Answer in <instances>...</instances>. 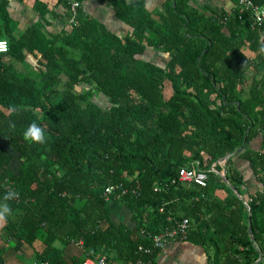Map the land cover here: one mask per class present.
<instances>
[{"label":"trees","instance_id":"trees-1","mask_svg":"<svg viewBox=\"0 0 264 264\" xmlns=\"http://www.w3.org/2000/svg\"><path fill=\"white\" fill-rule=\"evenodd\" d=\"M8 2L0 0L8 42L0 53V214L7 232L42 242L38 264H161L154 237L184 219L186 237L176 240L200 247L205 264L264 256V198L240 199L229 186L240 192L242 183L231 155L248 159L258 177L264 171V153L245 149L264 131V23L237 4L208 14L166 0L155 15L143 0H108L128 33L83 17L81 7L71 22L66 2L70 30L48 33L38 21L19 32L8 28ZM190 166L206 171L205 186L178 180ZM110 185L127 189L119 202L134 227L112 217L103 194ZM69 246L76 254L67 258Z\"/></svg>","mask_w":264,"mask_h":264},{"label":"crops","instance_id":"crops-1","mask_svg":"<svg viewBox=\"0 0 264 264\" xmlns=\"http://www.w3.org/2000/svg\"><path fill=\"white\" fill-rule=\"evenodd\" d=\"M136 1L139 0H125L128 4ZM143 1L153 14L161 12L166 2V0ZM35 2L46 5L48 13L42 17L39 13L40 7L36 6ZM64 3L65 0H9L7 13L16 22V29L19 32L26 30L35 22L43 21L48 33H58L62 30L71 29ZM188 3L199 10H206L209 12L208 14L212 12L220 14L224 11L230 14L236 7L234 0H189ZM80 9L83 17L98 21L111 32L125 34L130 30V27L117 17L113 4L109 3L108 0H83ZM3 25L4 21L0 18V27ZM244 51L253 56L248 48H245ZM153 57L156 60L159 56L157 57L154 54ZM4 60L6 63L13 65L14 68L25 70L24 64L11 56H6ZM26 63L35 68V55L28 54ZM247 78L250 80V76ZM256 82H258V79H256ZM262 129L264 130V127ZM245 149L264 153V131L253 137L246 144ZM226 162H219L223 171H225ZM231 165L238 171L242 179L239 186L241 197L247 200L254 197L264 198L262 194L264 171L262 172V178L258 177L253 171L249 160L240 154L231 155ZM108 202L114 219L121 220L130 228L135 226L134 222L131 221L129 211L122 206L119 200L109 199ZM13 233L11 231L7 232V223L0 214V264H38L36 254L43 250L42 242L36 240L33 245H29L15 237ZM72 252H76L73 251L72 246L66 247L65 255L67 258L71 256ZM158 260L161 264H205L206 258L200 247L184 242V240H173L163 247Z\"/></svg>","mask_w":264,"mask_h":264},{"label":"built area","instance_id":"built-area-1","mask_svg":"<svg viewBox=\"0 0 264 264\" xmlns=\"http://www.w3.org/2000/svg\"><path fill=\"white\" fill-rule=\"evenodd\" d=\"M66 5L68 7V11L71 15V22L75 19L79 8L81 7V3L78 0H65ZM237 6L240 5L243 9H248L252 12L254 20L261 24L264 23V7L258 6L251 0H237ZM8 51V42L5 39H0V53H5ZM206 171L199 170L194 166L189 167H181L178 170V180L190 183L194 182L198 185L205 186L206 185ZM115 186H108L104 190V196L107 200L113 198L119 200L122 195L127 192V189H123L120 192H116ZM188 225V220L184 219L177 228H173L169 231H165L164 233L158 234L154 237L155 245L157 247L163 248L170 241L176 240L178 236H181V239L186 237V229ZM83 264H108L105 258H99L94 260L92 258H87ZM151 264V263H146ZM254 264H264V256L260 253L258 259L254 262Z\"/></svg>","mask_w":264,"mask_h":264},{"label":"rangeland","instance_id":"rangeland-1","mask_svg":"<svg viewBox=\"0 0 264 264\" xmlns=\"http://www.w3.org/2000/svg\"><path fill=\"white\" fill-rule=\"evenodd\" d=\"M236 4L237 3H235V6H236ZM14 26L16 27V25H14V21L10 24V26L8 27L9 29L11 28V27H13L14 28ZM1 29H2V32L4 33L5 32V30L7 29V28H4V27H1ZM156 63H159V64H162L163 63V61H162V59H160L159 58V60L158 59H156V60H154ZM25 69V68H24ZM164 94H165V97H168L170 94H171V88H170V83L169 82H166L165 83V88H164ZM98 102L100 103V104H106V101H105V99H101V98H99L98 97ZM0 110H3L1 107H0ZM78 250H79V248L78 247H76ZM73 251H76L75 249H73Z\"/></svg>","mask_w":264,"mask_h":264},{"label":"water","instance_id":"water-1","mask_svg":"<svg viewBox=\"0 0 264 264\" xmlns=\"http://www.w3.org/2000/svg\"><path fill=\"white\" fill-rule=\"evenodd\" d=\"M229 158V155L225 156L224 158H222L221 160H219V162H226L227 159ZM213 170V167L211 168ZM221 177L223 179V181L227 184H229V181L227 180V178L221 174ZM229 186L231 187V189L233 190V192L237 195V197H239L240 199H243L241 197V194L239 193V191L232 185V184H229ZM246 204V203H245ZM246 207L248 209V212H249V218H248V231L249 233L251 232V227H250V222H251V218H250V215H251V209L249 207V205L246 204Z\"/></svg>","mask_w":264,"mask_h":264}]
</instances>
